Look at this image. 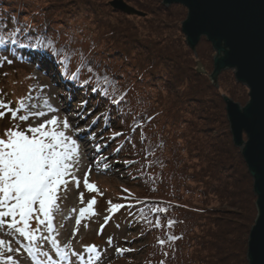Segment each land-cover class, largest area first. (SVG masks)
<instances>
[{"label": "trees", "instance_id": "obj_1", "mask_svg": "<svg viewBox=\"0 0 264 264\" xmlns=\"http://www.w3.org/2000/svg\"><path fill=\"white\" fill-rule=\"evenodd\" d=\"M110 1L0 0V35L27 26L33 35L46 36L56 49L71 55L63 76L52 55L28 48L12 46L5 52L0 45V64L13 57L18 62L34 57L53 63L66 80L81 56L90 61L79 79L92 75L91 83L66 81L105 111L104 127L112 121L118 126L107 132L109 139L123 134L111 139L112 152L119 147L124 161H136L126 169L140 193L123 197L121 204L132 207L119 212L130 217L147 244L140 264H247L255 195L240 149L232 141L222 98L228 93L244 103L247 88L228 70L218 75L219 87L213 85L206 73L212 70L211 45L201 37L195 55L185 44L183 6L124 0L145 13L137 16L113 9ZM103 75L125 94L120 105L101 95ZM231 81L234 85L228 88ZM142 217L152 224L159 218L161 227ZM169 220L176 223L168 227ZM168 236L178 239L170 241ZM158 239L166 241L163 247Z\"/></svg>", "mask_w": 264, "mask_h": 264}, {"label": "snow or ice", "instance_id": "obj_2", "mask_svg": "<svg viewBox=\"0 0 264 264\" xmlns=\"http://www.w3.org/2000/svg\"><path fill=\"white\" fill-rule=\"evenodd\" d=\"M224 7L229 11L215 14L205 22L206 26L217 40L223 39L228 42L229 46L239 49L242 47L251 25L246 12L247 5L245 0H233L232 3L224 5ZM0 45L5 46V52L11 51L12 46L28 48L41 53L46 52L57 60L58 67L62 69V76L70 65V53L56 49L54 42L46 36L33 35L32 30L27 26L8 33L7 36L0 35ZM13 59H8L6 62L11 64ZM89 64L90 61L81 56L77 70L70 72L64 78L74 84L80 83L87 86L94 77L90 75L85 81H80L79 77ZM87 70L89 73L92 71L90 68ZM100 80L104 89L101 95L111 104L120 105L125 94L120 92L115 80L107 75L101 76ZM34 91L36 90L30 88L28 94L18 98L15 108L11 107V101L5 102L3 96L0 95V118H3L6 113H10L13 120L19 121L11 128H7L3 136H0V229L7 230L6 234L13 237V240L0 238V264H22L15 258L22 250L31 257L32 264H45L37 256L39 253L40 256L46 257L48 260L51 259L48 253L43 251L45 244H49L61 260L66 261L71 255L79 258L83 264V255L71 249V241L61 247L60 241L57 239L59 233L54 227V217L60 210L58 202L67 198L68 186L72 184L76 189L80 188L81 179L76 175L80 170L81 160L80 133L83 132L87 135L88 129L98 122L99 117L93 119L92 124L85 129H80L78 124L74 125L69 121L67 114L63 119L54 114L58 113L60 109L51 103L50 91H46L43 86L38 89L45 97L40 103L36 102L40 100V97L33 95ZM92 91L98 92L99 89L93 87ZM86 108L87 101L82 100L79 105L80 110L76 113L78 119H85L84 110ZM45 117L49 118L44 119ZM237 118L241 123L246 120L245 115L238 114ZM29 120H42V122L35 126L28 124L26 128H22L21 124ZM120 135L123 134L114 133L110 139H115ZM141 135H144L143 132ZM94 137L95 133H92L88 139ZM100 149L101 146L97 144L95 146L96 153H99ZM120 150L118 147L115 152L118 154ZM107 160L108 158L105 156H96L88 165V170L83 174L85 192L102 195L96 184L90 182L89 176L93 169L98 173L110 170L111 166ZM124 163L125 166H128L136 161H125ZM123 191L127 192L128 190L124 189ZM78 198L81 204L85 203L84 192H79ZM108 203L109 211L113 214L121 208L132 207L131 204H112L111 201ZM95 204L96 199L93 196L87 200L86 206L79 209L77 225L86 216L97 214L94 211ZM151 211L165 212L166 209L153 208ZM109 219L110 217H105L106 222ZM142 219L154 227H161L159 218L156 219L155 224L148 221L146 217H142ZM33 221L36 223L35 228L32 227ZM175 223V221L169 220L168 227ZM85 227H87L86 224ZM101 229H103V225H101ZM78 230V228L73 230V236ZM17 235L22 238L23 243L14 248L13 244L16 243L15 236ZM176 239L178 237L168 236L170 241ZM112 240L113 238L109 237L107 243L111 245ZM158 243L163 247L166 241L158 239ZM82 247L84 252L90 254L87 264H94L103 258L95 244ZM115 251L122 254L128 249L117 247ZM160 264H164V261H160Z\"/></svg>", "mask_w": 264, "mask_h": 264}, {"label": "rangeland", "instance_id": "obj_3", "mask_svg": "<svg viewBox=\"0 0 264 264\" xmlns=\"http://www.w3.org/2000/svg\"><path fill=\"white\" fill-rule=\"evenodd\" d=\"M193 52L196 55V48ZM213 52H208L206 48V54L210 53L212 55ZM24 60V63L14 60L11 64L7 62L0 64V95L3 96L5 102H12L11 107L15 108L18 98L24 97L26 94H28L30 88L36 90L33 92V95L39 96V102H42L45 97L41 95L38 89L43 86L46 91H50L51 93V103L56 107L55 100H58V105L60 107L59 112L63 116L67 114L69 121L74 125L78 124L80 129H85L87 126L92 124L93 119L99 117L98 122L88 129L87 135H85L83 132L80 133V135L86 138V145L90 151L89 156L82 161V167H85V171L88 170V165L92 162V160L96 156L100 155L107 157V162L111 166L110 170L107 172L98 173L95 169H93L89 176L90 182H94L96 184L99 192L102 193V195L95 192H85L83 188V175H80L77 172L76 175H78L81 179L80 188L76 189L74 185L70 184L68 186L69 192L67 194V198L61 199L58 202L60 205L65 204L67 206L65 209H69V202L72 200V198H77L79 200L78 193L84 192L85 203L81 204L79 201L78 204H80V206L77 207V213L79 214V209L86 206L87 200L91 199L93 196L95 197L96 204L94 205V211L97 214L95 216H89L91 222H85L87 225V227L84 225L85 236L82 239H79L81 240V245H87V242H92L97 246H100L101 249L107 248L105 251H103V253H101L103 258L100 261H97L95 264H140L141 256L147 247L145 240L138 235L136 226L129 221L130 218H128L125 213L122 214L119 212V210L113 214L109 211V201H111L112 204H121L123 197L136 196V194L139 195L140 193L138 191L140 189H138L139 187L136 183V180H131L127 173L128 169H126L124 163L125 161L121 154L113 153L111 150V145L113 142L108 138L107 132L109 129H119L118 126H116V123L112 121V123L104 127L101 117L105 111L99 109L94 104V102H87V108L84 110L85 119H78L76 117V113L80 110L79 105L82 100H87L89 96H81L77 91H74L71 88V85L66 86L63 84L59 76V69L53 63L49 61H37L33 63V59L26 57ZM209 72L206 70L207 74ZM217 82V87H219L220 84L218 79ZM233 85V81H231L228 85V88L233 87ZM235 88L236 87H234V89ZM223 95L230 97L228 93ZM236 102H238L240 105L245 104V102ZM89 110L91 111L89 112ZM54 114L58 115V113ZM46 118L49 117H45L44 119ZM63 118L60 117V119ZM39 122H42V120H29L26 123H22L21 127L26 128L28 124L35 126V124ZM16 123H19V121L13 120L11 118V114L6 113L3 118H0V136H3L4 131L7 128H11ZM92 133H95V137L88 139ZM97 144L101 146L99 153H96L95 151V146ZM124 189H127L128 191L125 192L123 191ZM117 215L120 216L121 219H119ZM105 217H110V219L106 222ZM101 225H103V229H101ZM6 231L7 230L5 229H0V238L5 240H13V237L8 236ZM98 232L100 233L99 235L97 234ZM109 237L113 238L111 245L107 243ZM15 241L16 243L13 244L14 248L19 247L20 244L23 243L22 238H20L18 235L15 236ZM117 247L128 249V251H125L122 254L117 253L115 251ZM44 252L47 251L44 250ZM38 258L44 261L46 264V257L38 255ZM16 259H18V261L22 262L23 264L21 257L18 256Z\"/></svg>", "mask_w": 264, "mask_h": 264}, {"label": "water", "instance_id": "obj_4", "mask_svg": "<svg viewBox=\"0 0 264 264\" xmlns=\"http://www.w3.org/2000/svg\"><path fill=\"white\" fill-rule=\"evenodd\" d=\"M162 4H179L186 9L181 22V32L186 45L192 50L201 37L210 43L212 70L208 76L217 87L218 75L232 70L235 81L247 88L248 100L240 105L223 95L229 131L234 145L246 164L252 178L256 216L247 238V264H264V0H245L246 12L251 21L247 37L239 49L228 42L217 40L206 26L215 14L229 11L224 5L233 0H161ZM109 5L127 15L142 16L145 13L124 0H111ZM239 115H245L241 123Z\"/></svg>", "mask_w": 264, "mask_h": 264}, {"label": "bare ground", "instance_id": "obj_5", "mask_svg": "<svg viewBox=\"0 0 264 264\" xmlns=\"http://www.w3.org/2000/svg\"><path fill=\"white\" fill-rule=\"evenodd\" d=\"M37 103H40L39 100L36 101ZM55 105L58 109H60L59 105H58V100H55ZM62 109V108H61ZM59 117H64L60 112H58ZM80 151H81V160H80V165H79V174L83 175L85 172V167H82V161L85 160L86 157L89 156L90 151L87 148L86 145V138H84L83 136H81V142H80ZM82 172V173H80ZM79 200L77 198H72V200L69 202V209H65L67 206L65 204L60 205V210L59 212L56 213L55 217H54V227L56 229V231L59 233V235L57 236V239L60 241V245L61 247L68 243L69 241H71V249L77 251L78 253H81L83 255V264H87L89 259V255L88 253L83 251V247H82V243L81 240L84 236H85V231H84V225L86 224L85 222L89 223L91 222V219L89 216H86L85 218L81 219V223L79 225L76 224V219L78 218V213H77V207L80 206ZM78 228L79 230L76 232V235L73 236V230ZM68 235V236H67ZM23 242V241H22ZM49 247H51L49 244H45L43 249H48ZM52 249V247H51ZM107 248L104 249H100L98 248V251H100V253H103V251H105ZM67 251V249H65ZM52 258L54 260H58L59 264H74L76 262V264H82L81 260L79 258L76 257H72L71 255H69L68 260H61L59 258V256H57V254L55 253V251H53ZM39 255V253L37 254V256ZM21 257L23 260V264H32V261L30 260V256L24 252L23 250L17 255L15 256V258Z\"/></svg>", "mask_w": 264, "mask_h": 264}]
</instances>
